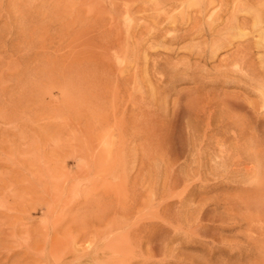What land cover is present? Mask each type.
Wrapping results in <instances>:
<instances>
[{"label": "rangeland", "instance_id": "1", "mask_svg": "<svg viewBox=\"0 0 264 264\" xmlns=\"http://www.w3.org/2000/svg\"><path fill=\"white\" fill-rule=\"evenodd\" d=\"M202 1L0 0V264H264V0Z\"/></svg>", "mask_w": 264, "mask_h": 264}, {"label": "bare ground", "instance_id": "2", "mask_svg": "<svg viewBox=\"0 0 264 264\" xmlns=\"http://www.w3.org/2000/svg\"><path fill=\"white\" fill-rule=\"evenodd\" d=\"M206 1V0H205ZM209 1H211V0H209ZM214 1V0H213ZM213 1H211L212 2V4H213ZM211 2L209 3V2H204V1H202V4H201V6L198 8V13H199V15L201 14V15H203V14H205L206 13V11L208 12V10H206V9H208L207 8V6L209 5V9H210V6L212 5L211 4ZM211 4V5H210ZM200 15V16H201ZM202 17V16H201ZM210 23V22H209ZM208 23V24H209ZM212 24V23H211ZM211 26V25H210ZM209 27V26H208ZM211 29V28H210ZM2 66H3V64H2ZM9 66H11L10 64H8V66H6V67H9ZM4 67H5V64H4ZM11 69H12V67H10ZM0 69H1V66H0ZM5 70V69H4ZM8 71V70H7ZM13 71V73H14V71H15V69H13L12 70ZM12 71H10L9 70V73L7 74V75H9L10 74V72H12ZM4 73H7V72H5L4 71ZM12 74V73H11ZM9 75V76H14L13 74L12 75ZM16 76V75H15ZM5 75L3 74V73H0V96H2V93H3V91L2 90H4V79H5ZM9 78H12V77H9ZM8 76H7V82H8ZM11 81H13V79L11 80ZM9 82H10V80H9ZM11 84V83H10ZM9 85V84H8ZM3 88V89H2ZM6 89V88H5ZM5 91V90H4ZM6 92H7V90H6ZM5 93V92H4ZM3 93V94H4ZM6 96V95H5ZM3 97V96H2ZM9 99V98H8ZM3 100V99H2ZM4 101V100H3ZM2 107V106H1ZM4 111H5V109H4ZM2 113V112H1ZM6 115V114H5ZM7 117V116H6ZM9 117V116H8Z\"/></svg>", "mask_w": 264, "mask_h": 264}]
</instances>
